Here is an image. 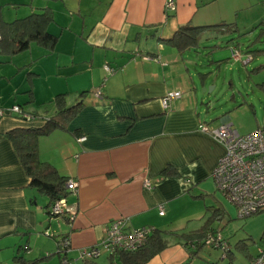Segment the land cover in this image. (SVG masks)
Wrapping results in <instances>:
<instances>
[{
	"label": "crops",
	"instance_id": "crops-1",
	"mask_svg": "<svg viewBox=\"0 0 264 264\" xmlns=\"http://www.w3.org/2000/svg\"><path fill=\"white\" fill-rule=\"evenodd\" d=\"M225 1L175 0V11L165 14V0H0V26L49 9L53 21L46 31L57 37L53 51L35 43L14 55L0 50V109L18 106L38 116L0 117V263L49 256L40 264H59L57 244L64 237L70 242L68 257L76 258L100 243L120 218L126 233L203 229L202 237H171L145 264H251L264 251V216L234 227L231 238L221 237L225 251L204 243L220 230L192 229L209 209L216 208L220 217L225 210L210 190L225 148L198 128H217L229 117L213 119L201 108L206 98L197 88H205L208 73L197 70L201 59L193 56L203 41L231 37L229 59L242 62L231 58L238 31ZM181 28H200L197 45L179 49L168 43ZM171 92L181 97L164 110L161 99ZM58 95L66 106L79 100L84 105L65 129L37 138L39 160L78 183L77 193L66 198L69 212L52 217L51 199L31 186L8 135L41 128V118L54 115ZM254 223L261 233H254ZM100 257L97 263L107 264L108 256Z\"/></svg>",
	"mask_w": 264,
	"mask_h": 264
},
{
	"label": "rangeland",
	"instance_id": "rangeland-1",
	"mask_svg": "<svg viewBox=\"0 0 264 264\" xmlns=\"http://www.w3.org/2000/svg\"><path fill=\"white\" fill-rule=\"evenodd\" d=\"M225 2L228 4V15L234 19V27L238 31L233 35V43L238 44L237 49L240 51L242 62L233 63L229 59L227 44L231 37H222L221 40L216 34L220 40L213 39L203 43L201 41L198 54L193 56L201 59L202 66L196 67L197 70L208 75L205 88H197V91L206 98L205 105L201 108L207 107L210 118L219 120L222 116H228L232 129L240 135H245L250 133L252 128L264 129V53L259 52L264 50V0H226ZM232 4L236 6L231 9ZM246 51H248L247 55ZM247 57L251 60L249 63H245ZM27 70L28 67L23 69L25 74ZM46 108L51 111L52 105L47 104ZM212 182L210 190L216 192L217 198H220L225 206L223 216L214 215L213 211L216 208L209 209L204 221L192 229L207 225L212 229L220 230L221 237L228 239L231 238L234 227L238 230L245 220H256L264 216V213H261L245 219L238 218L235 208L217 190L214 180ZM259 226V223H254V233H261ZM104 257H100L99 260L103 261Z\"/></svg>",
	"mask_w": 264,
	"mask_h": 264
},
{
	"label": "built area",
	"instance_id": "built-area-1",
	"mask_svg": "<svg viewBox=\"0 0 264 264\" xmlns=\"http://www.w3.org/2000/svg\"><path fill=\"white\" fill-rule=\"evenodd\" d=\"M176 9L175 0H165V14L173 13ZM231 58L240 61L241 54L236 48L230 49ZM251 61L249 57L245 63ZM109 73L112 70L105 67ZM96 98H100V92L97 90ZM180 92L168 93L161 99V106L167 110L170 102L179 99ZM11 115L31 120V117L24 114L18 106H13L7 110L0 109V117ZM198 131L205 134L222 144L225 148V154L218 161L212 172V178L223 196L231 203L237 212V217L245 219L264 212V129H258L247 135H240L232 129L229 120L224 121L219 127L209 129L201 125ZM80 138L79 142L84 141ZM147 189H151V184L144 183ZM66 189L70 194H76L78 183L74 180L66 182ZM159 215H163V209L159 208ZM49 215L61 216L69 212L66 199H60L49 207ZM125 219H116L106 230L104 239L95 246L88 249H82L78 252L76 258H69L70 242L67 238H62L58 242V251L63 256L59 264H76L85 260L97 259L102 254L107 256L114 255L117 251L133 252L142 248L149 236L154 232L152 228H141L124 232ZM204 243L214 248L226 250L227 244L221 238L219 233L207 235ZM3 264V263H0ZM251 264H264V251H259L257 257Z\"/></svg>",
	"mask_w": 264,
	"mask_h": 264
},
{
	"label": "trees",
	"instance_id": "trees-1",
	"mask_svg": "<svg viewBox=\"0 0 264 264\" xmlns=\"http://www.w3.org/2000/svg\"><path fill=\"white\" fill-rule=\"evenodd\" d=\"M51 21H53L51 10L44 9L41 13L32 14L24 19L16 20L8 24L4 23L0 26V50L14 55L27 50L31 43H35L45 48L47 51H53L57 42V37L46 31V27ZM199 29L200 28H181L168 43L177 46L179 49L194 47L198 43ZM259 52L264 53V50H260ZM82 96H84V94ZM63 97L64 95H58L55 98L54 115L49 118H41V120L44 121V125L41 128L13 131L8 135L27 176L30 178L31 186L47 195L51 199V205L60 199H66L69 195L65 187L68 179L59 176L52 166L39 160L37 138L46 136L56 129H65L64 124L66 121L70 120L84 105V102L79 100L73 106H66ZM29 116L31 119H36V117H38L34 115ZM167 172L168 171L165 170V173ZM202 230L203 229L192 234H178L154 230L142 248L133 252L117 251L114 255L108 256L107 264H145L170 245L169 239L171 237L184 240L202 237L204 235V231ZM196 240L198 241L199 239ZM58 249L59 247L57 244L56 254L61 260L63 256ZM47 258H49V256L35 261H17H19L20 264H40ZM81 263L99 264L96 259L85 260Z\"/></svg>",
	"mask_w": 264,
	"mask_h": 264
}]
</instances>
